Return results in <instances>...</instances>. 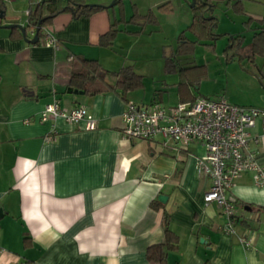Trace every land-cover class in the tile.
Returning <instances> with one entry per match:
<instances>
[{"label":"crops","instance_id":"0c3cea01","mask_svg":"<svg viewBox=\"0 0 264 264\" xmlns=\"http://www.w3.org/2000/svg\"><path fill=\"white\" fill-rule=\"evenodd\" d=\"M4 1L3 24L25 25L26 11V17L13 11L17 0ZM85 1L108 5L110 0ZM166 1L165 6L157 7ZM236 1L217 3L234 15L228 16L229 22L219 17L215 39L241 33L247 43L253 29L245 20L264 19V0H239L242 10L232 7ZM194 2L152 0L145 11L138 6L136 9L140 13L153 10L155 22L148 23L159 25V16L173 15L177 5L180 20L195 38L181 29L175 52L179 33L197 39L198 29L189 10ZM7 4L13 12H7ZM123 8L127 19L132 12L128 14L124 0ZM118 15L115 3L77 17L68 10L57 13L45 26L58 46L44 44V34L39 42L30 43L18 31L0 26V264H264V210L258 209L264 206V186L254 184L251 172L236 177L226 191L234 201L236 215L234 231L226 232L221 207L203 198L211 180L195 169V156L204 152L201 144L191 142L179 147L171 142L164 144L160 135L140 139L122 134L121 113L128 100L170 106L200 95L191 94V78L165 68V49L157 56L162 60L158 64L165 73L179 76L173 81L175 98L163 103V89L157 82L146 87V74L136 67L141 49L131 55L124 47L129 49L151 32H145L147 22L122 24L112 45H100V34ZM255 26L253 21L251 27ZM245 30L251 32L248 41ZM33 33L26 29L27 36ZM215 39L196 45L213 44ZM226 48L227 61L238 60L236 56L229 59L231 51ZM193 53L182 56L181 62L186 58L193 64H203L201 80L208 76V66L191 59ZM82 57L96 59L108 71L131 64L143 75V85L127 90L124 96L114 87L113 75L95 76L81 86H71V72L85 67ZM243 60L247 59L238 61ZM260 64L264 77V60ZM98 85L102 89L99 92L84 89ZM146 88L151 89L150 96ZM54 100L66 108L84 105L95 119V128H85L84 120L69 122L61 116L40 120L43 107ZM52 126L53 137L46 140ZM261 131L257 120L249 134L254 137ZM250 147L264 162L260 145L251 140ZM159 193L166 195L164 201L157 198ZM153 200L159 202L158 207L151 206ZM165 214L176 235V246L165 243ZM243 238L248 240L247 245ZM156 243L163 244L164 262L147 255V248Z\"/></svg>","mask_w":264,"mask_h":264},{"label":"built area","instance_id":"2783aa9c","mask_svg":"<svg viewBox=\"0 0 264 264\" xmlns=\"http://www.w3.org/2000/svg\"><path fill=\"white\" fill-rule=\"evenodd\" d=\"M34 5L41 0H28ZM30 7L26 9L28 14ZM44 44L58 46L56 37L48 26L43 27ZM61 116L69 122L84 120L85 128H95V119L84 105L62 107L57 100L47 103L40 112V120ZM121 132L130 138L149 139L155 135L163 143H174L184 147L198 142L204 148L195 156V169L199 175H208L211 183L204 192L206 202L217 203L226 216L224 229L234 231V201L227 195V189L243 172H251L256 186H264V162L258 151L250 147V141L264 150V107L240 105L228 101L221 95L198 96L193 100H180L164 106L158 102L141 103L128 100L125 103ZM259 120L260 134L251 137L249 129ZM50 134L45 139L53 137ZM247 245L249 242L243 238Z\"/></svg>","mask_w":264,"mask_h":264},{"label":"trees","instance_id":"16d2710c","mask_svg":"<svg viewBox=\"0 0 264 264\" xmlns=\"http://www.w3.org/2000/svg\"><path fill=\"white\" fill-rule=\"evenodd\" d=\"M222 0H195L194 4L189 7L192 16V24L198 29L197 39L192 40L187 38L184 32L179 33L177 37V49L175 52L165 56V68L168 71H177L179 75L185 79H190L192 84L198 85L200 79L199 76L203 70V64H193L192 60L186 61L184 64L181 62L182 56L191 55L195 49V45L198 42L206 43L215 39L218 35L214 32V28L217 24V17L213 14V9L218 2ZM168 2L160 3L157 7H163ZM115 5L119 7L118 17H114L111 21L109 28L100 34L98 43L102 46L112 45L114 38L119 30H121L122 24L132 23L142 25L145 22H155V16L153 10H148L146 13H140L136 9V5L132 4V14L126 19L124 16L123 0H116ZM101 7H105L100 4H91L85 0H41L34 5H30V11L27 14V22L24 25L25 29L34 30L37 21L41 20V27L38 32L40 41L44 31L43 27L50 24L52 18L59 12L68 10L74 17L80 15H87L94 10ZM232 7L235 10H242V5L240 1L237 0L233 3ZM6 21L5 16V1L0 0V24ZM255 21L256 26L251 27V23ZM248 27L253 29V34L251 40L247 43L243 42V35L241 33L228 34L227 51H231L228 55L229 59H233L234 56L238 60L247 59L249 61H254L256 56L264 57V19L254 20L248 17L244 22ZM9 24V23H7ZM9 28L12 31L21 32L20 28L15 22ZM139 30H135L138 32ZM132 32V31H129ZM81 61L85 64L84 69L73 70L70 75L69 84L71 86H81L85 80L92 77H101L107 75L115 76L114 87H118L121 95L127 90L135 89L143 85V75L137 72L131 64H126L121 66L115 71H108L103 69L96 59L82 57ZM191 75L193 77H191ZM262 85H264V77L260 75ZM111 86V85H110ZM84 88V86H83ZM86 92L94 93L99 92L102 89L100 85L96 87L84 88ZM159 202L153 200L151 206L158 207ZM258 209L264 210V206H258ZM236 215L234 214V221ZM169 219L168 215L164 216V231H165V243L169 246H176V235L171 231L168 226ZM147 255L151 260H156L160 262L165 261V251L163 249L162 243L152 244L147 248Z\"/></svg>","mask_w":264,"mask_h":264},{"label":"rangeland","instance_id":"374dc122","mask_svg":"<svg viewBox=\"0 0 264 264\" xmlns=\"http://www.w3.org/2000/svg\"><path fill=\"white\" fill-rule=\"evenodd\" d=\"M124 2L127 6L128 14H130L132 12L131 4L133 2L137 4L136 6H138L140 11H145L152 0H124ZM29 4L28 0H17L13 5V11L20 14L19 16L26 17L25 11L30 6ZM6 6L9 8L7 12H13L10 10L11 8L8 4ZM162 12L164 13V11ZM178 13L177 5L174 4L173 15L170 16L167 13L161 14L159 16V25L153 23L145 24V32L149 30L151 32L149 34L146 33L136 45L131 46L129 49L124 47L131 55L141 49V53H139L141 60L136 64V67L140 68L138 70L146 74V87H151L153 82H157V86L163 89L165 97L163 103L175 98L176 88L173 81H177L179 76L175 72L165 73L162 65L159 66L158 64L162 60H158L157 56L160 55L162 49H165L166 54L174 51L176 48L177 33L183 28L186 29V25L180 20L181 16ZM213 14L216 15L217 20L221 17L222 21L224 20L225 22L230 21L228 19L229 15H234L229 10H226L224 5L214 7ZM222 21L220 22L222 23ZM218 22L215 30H219L220 28V23ZM186 34L190 38H195L192 31L188 29H186ZM244 34L245 41L250 40L251 32L245 30ZM227 38L219 36L213 44L199 43L196 45L191 59L195 62L206 63L208 66V76L203 77L198 85L197 83L192 84V86L187 84L191 90V94L193 92L207 97L221 95L228 101L240 105L252 104L264 106V85H262L259 78L261 75L259 71L260 63L264 58L258 56L255 61H227L224 51L227 45ZM186 60V58H183L182 62H186ZM165 79L168 80L167 83H165ZM162 85H164L163 88ZM196 85L198 88H196ZM165 89L169 93L165 92ZM146 91L147 96H150L151 89L146 88ZM170 93L172 95L168 96Z\"/></svg>","mask_w":264,"mask_h":264},{"label":"water","instance_id":"95a60500","mask_svg":"<svg viewBox=\"0 0 264 264\" xmlns=\"http://www.w3.org/2000/svg\"><path fill=\"white\" fill-rule=\"evenodd\" d=\"M194 0H192V2H193ZM116 2V0H112L108 5H103V6H112L114 3ZM92 4V3H91ZM101 5V4H100ZM217 20V19H216ZM17 24V26L20 28V30H21V32H22V35H23V37H24V39L26 40V41H28V42H30V43H35V42H37V40L39 39V35H38V32H39V30H40V27H41V20H38L37 21V24H36V26H35V28H34V33H33V36L32 37H29V36H27V34H26V29H25V27H24V25H22L21 23H16ZM12 24H5V25H1L0 24V26H6V27H9V26H11ZM261 80V79H260ZM262 83V82H261ZM157 198L159 199V200H161V201H164L165 200V198H166V195L164 194V193H159L158 195H157ZM1 210V209H0Z\"/></svg>","mask_w":264,"mask_h":264}]
</instances>
